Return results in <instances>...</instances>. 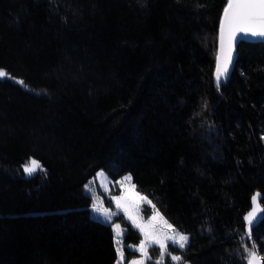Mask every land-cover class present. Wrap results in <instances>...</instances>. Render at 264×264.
<instances>
[{
    "label": "trees",
    "instance_id": "trees-1",
    "mask_svg": "<svg viewBox=\"0 0 264 264\" xmlns=\"http://www.w3.org/2000/svg\"><path fill=\"white\" fill-rule=\"evenodd\" d=\"M227 3L0 0V264H115L85 189L99 169L130 174L189 237L165 264H248L253 245L264 262V221L249 236L245 220L254 204L264 217V43L241 41L214 81ZM29 158L46 175H25Z\"/></svg>",
    "mask_w": 264,
    "mask_h": 264
},
{
    "label": "rangeland",
    "instance_id": "rangeland-1",
    "mask_svg": "<svg viewBox=\"0 0 264 264\" xmlns=\"http://www.w3.org/2000/svg\"><path fill=\"white\" fill-rule=\"evenodd\" d=\"M101 173L103 175H99ZM127 177L131 178V175L124 174L119 179H117V181H113L106 176L104 170L99 169L96 171V174L91 179H89V182L93 181L94 184L91 185L90 190L87 191L92 197V205L90 206L91 214L96 219L104 222V217L100 213L93 211L94 204L96 207L101 208V210L108 209L109 212L116 213L115 215L111 216L113 238L115 236V225H119V223L112 222V220L115 216L121 214L138 231L143 229V231H139L141 237H143L142 241L138 245L132 246L124 244V231L123 228L119 226V231L121 233V244L117 245L114 241L115 249L117 251L115 264H133V262H135V264H145L147 258V247L156 245V247H160V243L157 241L162 242L165 245V248L162 249L160 247L161 257L158 258L156 264H165V257L166 254H168V248L166 245L169 243L173 244V240L166 239V237L172 236L178 239V236L175 234L173 227H168L171 224L166 222L163 215L159 213L153 203L145 195H141L137 192V190H135L133 179H126ZM115 197L121 198L120 207H117L116 201L114 199ZM251 213H253L252 222L254 223L259 217H261L262 211L261 208L254 204ZM129 215L132 217V219H129ZM247 217H249V215ZM246 218V223L249 225L248 219ZM133 220L135 223H133ZM137 225L140 227H137ZM153 239H156L155 242L157 243H155V245L153 244ZM175 245H177V247L179 246L178 243ZM125 247L133 252H136V255L127 258L126 251L124 249ZM118 248L123 251V257H121ZM172 257L174 256L172 255L171 258ZM172 260L173 263L177 262L174 259Z\"/></svg>",
    "mask_w": 264,
    "mask_h": 264
},
{
    "label": "snow or ice",
    "instance_id": "snow-or-ice-1",
    "mask_svg": "<svg viewBox=\"0 0 264 264\" xmlns=\"http://www.w3.org/2000/svg\"><path fill=\"white\" fill-rule=\"evenodd\" d=\"M235 8L238 11L233 12L232 9ZM225 23L229 27L230 30H239L245 33L246 38L251 37H258V38H264V0H238V2L233 3V0H229L228 8L225 9ZM250 34V35H249ZM264 42V40H262ZM4 73L0 72V77H3ZM20 83H23L22 81ZM261 139H264V136L261 137ZM21 168L23 169V172L25 175L31 177L34 174L39 172H44L46 175V169H44L43 165L37 161L34 158H29L27 161H25ZM99 175H103L102 173ZM126 179H131L130 177H127ZM94 182L90 181L89 185L85 186L86 191L90 190V186L93 185ZM117 204V207H120V197L114 198ZM254 202L256 201V197H253ZM93 211L100 213L104 217V222L106 224H109L111 226V216L115 215L116 213L109 212L108 209H103L96 207L95 204L93 205ZM252 216L253 213L249 214L248 222L250 225H252ZM129 219H132V217L129 215ZM264 221V217H259L257 219V223ZM133 223L135 221L133 220ZM137 227H140L137 225ZM169 228L172 226L169 225ZM143 231V229H141ZM251 233H249V236ZM178 239L167 236L166 239L173 240V244L179 245L180 248H185L186 244L189 240V237L187 235L178 234ZM121 233L119 231V225H115V236L114 241L117 245L121 244ZM160 247L162 249L165 248V245L160 242ZM255 245L252 246L251 249L246 248L245 250L248 251V264H259V257L257 255V252L254 250ZM118 251L120 252L121 257H123V251L118 248ZM174 260H180L181 257L174 256L172 257ZM135 264V262H133Z\"/></svg>",
    "mask_w": 264,
    "mask_h": 264
},
{
    "label": "water",
    "instance_id": "water-1",
    "mask_svg": "<svg viewBox=\"0 0 264 264\" xmlns=\"http://www.w3.org/2000/svg\"><path fill=\"white\" fill-rule=\"evenodd\" d=\"M226 7L223 9V14L220 19V26L218 30V41H217V54H216V63L214 68V81L218 84L221 81H225L228 77L231 76L233 72L235 63L237 61V45L244 42H262L264 38L251 37L246 38L245 33L239 30H230L227 24L225 23V9L228 8L229 0ZM238 2V0H233V3ZM233 12L238 11L233 8ZM250 35V34H249ZM252 225H249L247 232H250ZM259 264H264V262L259 259Z\"/></svg>",
    "mask_w": 264,
    "mask_h": 264
},
{
    "label": "crops",
    "instance_id": "crops-1",
    "mask_svg": "<svg viewBox=\"0 0 264 264\" xmlns=\"http://www.w3.org/2000/svg\"><path fill=\"white\" fill-rule=\"evenodd\" d=\"M140 231V230H139ZM141 232V231H140ZM175 232V234L177 235V233L178 232H176V231H174ZM179 234V233H178ZM181 234V233H180ZM154 241H153V244L155 245V243H157V242H155L156 241V239H153ZM135 246V245H134ZM157 246V245H156ZM179 247V246H178ZM176 261H178V260H176ZM182 264H188V263H182Z\"/></svg>",
    "mask_w": 264,
    "mask_h": 264
}]
</instances>
